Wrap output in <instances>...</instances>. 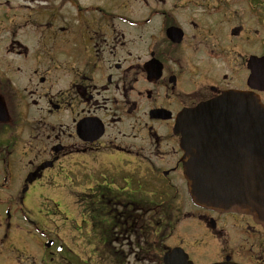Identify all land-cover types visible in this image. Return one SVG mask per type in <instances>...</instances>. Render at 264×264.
<instances>
[{
	"label": "flooded vegetation",
	"instance_id": "af4514ba",
	"mask_svg": "<svg viewBox=\"0 0 264 264\" xmlns=\"http://www.w3.org/2000/svg\"><path fill=\"white\" fill-rule=\"evenodd\" d=\"M31 1L0 4V264H264V199L194 204L176 132L215 101L202 169L250 170L264 0Z\"/></svg>",
	"mask_w": 264,
	"mask_h": 264
},
{
	"label": "water",
	"instance_id": "95a60500",
	"mask_svg": "<svg viewBox=\"0 0 264 264\" xmlns=\"http://www.w3.org/2000/svg\"><path fill=\"white\" fill-rule=\"evenodd\" d=\"M239 109H234L237 117L246 120V132L249 124L250 135L254 138V155L249 159L250 170L242 169L235 173V179L220 178L213 170L204 171L203 157L200 154L201 129L203 125L213 127L216 124L215 101L205 104L197 109L187 111L178 121L176 132L183 136L182 148L185 151V175L188 180L190 196L199 207L211 210H229L241 213H250L253 203L250 198L264 199V107L255 106L250 115L248 109L241 108L243 102L251 101L245 95L237 97ZM257 100H255L256 102ZM225 113L226 109H223ZM228 112V110H226ZM207 112L204 117L203 114ZM231 116V110H229ZM208 119L204 121V119ZM230 125L233 126L232 123ZM234 126H242L234 123ZM244 164H247L248 157H240Z\"/></svg>",
	"mask_w": 264,
	"mask_h": 264
},
{
	"label": "rangeland",
	"instance_id": "374dc122",
	"mask_svg": "<svg viewBox=\"0 0 264 264\" xmlns=\"http://www.w3.org/2000/svg\"><path fill=\"white\" fill-rule=\"evenodd\" d=\"M1 5H20V4H30V5H35L34 2L31 0H0Z\"/></svg>",
	"mask_w": 264,
	"mask_h": 264
}]
</instances>
